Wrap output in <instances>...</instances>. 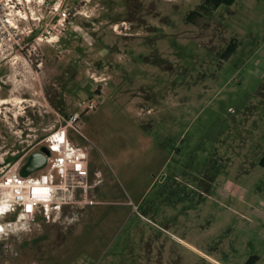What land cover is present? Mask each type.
<instances>
[{
    "label": "rangeland",
    "instance_id": "obj_1",
    "mask_svg": "<svg viewBox=\"0 0 264 264\" xmlns=\"http://www.w3.org/2000/svg\"><path fill=\"white\" fill-rule=\"evenodd\" d=\"M63 2L34 63L0 50V159L76 113L99 202L0 240V264H264V0Z\"/></svg>",
    "mask_w": 264,
    "mask_h": 264
},
{
    "label": "built area",
    "instance_id": "obj_2",
    "mask_svg": "<svg viewBox=\"0 0 264 264\" xmlns=\"http://www.w3.org/2000/svg\"><path fill=\"white\" fill-rule=\"evenodd\" d=\"M47 3L48 0H0L2 59L15 49L22 52L31 41L58 40L57 31L66 28L69 13L63 0H59L46 15ZM96 105L90 102L88 107L94 109ZM78 117L74 113L67 125L60 126L45 139L49 154L41 168L27 175L21 173L32 153L16 155L18 158L8 162L0 159V240L33 231L38 217L47 224H57L65 213L99 202L94 190L102 179L92 177L87 149L70 138V130H78Z\"/></svg>",
    "mask_w": 264,
    "mask_h": 264
},
{
    "label": "flooded vegetation",
    "instance_id": "obj_3",
    "mask_svg": "<svg viewBox=\"0 0 264 264\" xmlns=\"http://www.w3.org/2000/svg\"><path fill=\"white\" fill-rule=\"evenodd\" d=\"M206 1V3H207V0H205ZM59 41V37H58V40L56 41V42H58ZM35 43H37V44H39V46H40V44H41V42H38V41H31V43H29L28 45H27V47L22 51L23 53H25L26 55H25V59H26V61L27 62H29V63H34V60H35V58L33 57V55H32V47L34 46V44ZM38 46H35V49L37 48ZM42 63V62H41ZM64 73H66V75L70 78V77H72L73 76V71H72V69H70V67H68L67 68V71L65 72V71H63V74ZM55 102V101H54ZM57 108H59V109H61L62 111H64L63 109H62V107L59 105H57ZM66 114V113H65ZM58 115H59V119H58V123H59V126H57V125H54V127H52L51 129H49L50 131L46 134V136H44L43 137V139L41 140V142H43V143H41L39 146H41V148L43 147V146H45L44 145V141H45V139L52 133V132H54L55 130H57L60 126H65V125H67L69 122H70V118H71V116H72V114L70 115V114H66L65 116L64 115H61L59 112H58ZM38 144H39V142H37L35 145H33V146H31V147H29V148H24V153L22 154V155H24V154H26V153H34V152H38V151H36V149H37V147H39L38 146ZM39 151H41V149L39 150ZM19 153V151L16 153V154H18ZM21 155V156H22ZM18 156V155H17Z\"/></svg>",
    "mask_w": 264,
    "mask_h": 264
},
{
    "label": "water",
    "instance_id": "obj_4",
    "mask_svg": "<svg viewBox=\"0 0 264 264\" xmlns=\"http://www.w3.org/2000/svg\"><path fill=\"white\" fill-rule=\"evenodd\" d=\"M47 154H49V150L46 146H43L41 148V151L34 152L31 155H29L26 163L23 165L21 169V173L23 175H27L33 170L41 168L47 160Z\"/></svg>",
    "mask_w": 264,
    "mask_h": 264
},
{
    "label": "trees",
    "instance_id": "obj_5",
    "mask_svg": "<svg viewBox=\"0 0 264 264\" xmlns=\"http://www.w3.org/2000/svg\"><path fill=\"white\" fill-rule=\"evenodd\" d=\"M233 2H234V0H207V3L208 4L209 3H211V4L213 3V5L215 7L220 6L222 3H226V4H229L230 5ZM235 49H236V42L233 40L230 43L229 47H228V51H227L226 56L228 57L232 52L235 51ZM7 160H10V157H7ZM256 260H257V258L252 257V258L249 259V261L247 262V264H254Z\"/></svg>",
    "mask_w": 264,
    "mask_h": 264
},
{
    "label": "bare ground",
    "instance_id": "obj_6",
    "mask_svg": "<svg viewBox=\"0 0 264 264\" xmlns=\"http://www.w3.org/2000/svg\"><path fill=\"white\" fill-rule=\"evenodd\" d=\"M3 102H5V103H6V100H4Z\"/></svg>",
    "mask_w": 264,
    "mask_h": 264
},
{
    "label": "crops",
    "instance_id": "obj_7",
    "mask_svg": "<svg viewBox=\"0 0 264 264\" xmlns=\"http://www.w3.org/2000/svg\"><path fill=\"white\" fill-rule=\"evenodd\" d=\"M263 161H264V159H263Z\"/></svg>",
    "mask_w": 264,
    "mask_h": 264
}]
</instances>
